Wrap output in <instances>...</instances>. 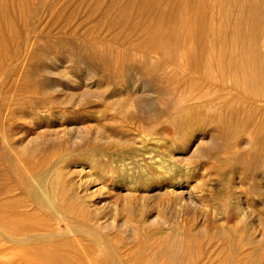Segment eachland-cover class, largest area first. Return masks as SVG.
Masks as SVG:
<instances>
[{
	"label": "rangeland",
	"instance_id": "obj_1",
	"mask_svg": "<svg viewBox=\"0 0 264 264\" xmlns=\"http://www.w3.org/2000/svg\"><path fill=\"white\" fill-rule=\"evenodd\" d=\"M40 1L0 43V194L108 264H264V146L198 110L238 90L185 64L158 82L106 67L83 45L123 49L112 0Z\"/></svg>",
	"mask_w": 264,
	"mask_h": 264
},
{
	"label": "bare ground",
	"instance_id": "obj_2",
	"mask_svg": "<svg viewBox=\"0 0 264 264\" xmlns=\"http://www.w3.org/2000/svg\"><path fill=\"white\" fill-rule=\"evenodd\" d=\"M31 1L0 0V43L6 39L4 29L14 31L13 11ZM116 3L112 0L108 7L116 10L119 27L112 44L123 49L101 50L104 41H88L83 45L88 58L106 67L134 64L130 68L137 74L157 82L166 77L168 67L179 64L207 78L215 71L238 94H221L211 101L203 96L206 103L201 102L198 110L221 117L227 130L242 126L248 143L264 146V0H126L119 8ZM126 51H133L131 57ZM136 53L141 54V63L135 62ZM234 114L243 116L242 122H233ZM33 219L34 213L20 209L9 190L0 194V264H108L78 239L55 234L63 239L52 240L48 222L41 220L45 229L38 223L34 228Z\"/></svg>",
	"mask_w": 264,
	"mask_h": 264
}]
</instances>
